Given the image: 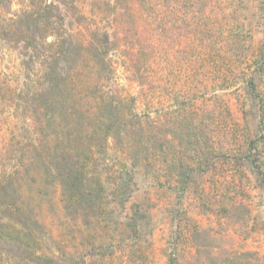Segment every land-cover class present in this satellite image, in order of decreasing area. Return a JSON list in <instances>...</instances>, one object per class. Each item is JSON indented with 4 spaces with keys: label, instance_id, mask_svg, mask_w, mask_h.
Here are the masks:
<instances>
[{
    "label": "trees",
    "instance_id": "1",
    "mask_svg": "<svg viewBox=\"0 0 264 264\" xmlns=\"http://www.w3.org/2000/svg\"><path fill=\"white\" fill-rule=\"evenodd\" d=\"M249 10L264 23V0H0V40L22 70L0 69V264H72L80 225L107 245L137 234L149 215L136 204L100 224L138 173L245 220L235 178L264 176V28ZM118 56L139 95L118 87ZM189 236L188 264H264L214 228Z\"/></svg>",
    "mask_w": 264,
    "mask_h": 264
},
{
    "label": "rangeland",
    "instance_id": "2",
    "mask_svg": "<svg viewBox=\"0 0 264 264\" xmlns=\"http://www.w3.org/2000/svg\"><path fill=\"white\" fill-rule=\"evenodd\" d=\"M19 7V1L13 4V9L18 10ZM245 14L253 30L258 32L264 28V23L257 16H251L250 10ZM256 36L260 38L261 33H257ZM114 60L117 62L115 67L118 87L133 95H139L141 92L139 82L128 67L122 65L126 60L125 57L118 56ZM0 69L3 73L22 80V70L17 54L1 40ZM232 96L226 97L230 100L234 115L240 117L238 106ZM137 106L139 110H143L144 100L139 99ZM229 175L225 174L228 179ZM209 176L211 174L205 177L204 187L211 194ZM263 178L264 176L255 177L252 174L243 177L241 181L235 178V183L241 182L242 186L238 200L248 207L249 212L245 220L234 223L229 222L222 210H217L215 206L205 207L199 204L191 189L185 199L179 202L170 187L154 186L151 178L138 173L136 189L126 203V208L116 207L112 214L105 216L104 224L100 226L111 228L114 225L113 221L121 218L126 210L133 212L134 204H136L140 213L147 212L149 215L147 219H139L140 232L123 239L120 244H116L115 241L112 245H107L110 240L107 236L106 238L103 236L102 230L99 231V237H96L95 233L83 231L80 225L77 230L81 232L75 238L77 247L72 264H188L195 250L189 234L196 224L200 227L216 229L218 234L224 236L227 247L239 251L250 250L262 258L264 257ZM130 249L133 256L129 254L128 257L127 252ZM13 260L11 264H36L28 256H24L22 262Z\"/></svg>",
    "mask_w": 264,
    "mask_h": 264
}]
</instances>
